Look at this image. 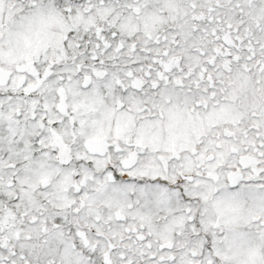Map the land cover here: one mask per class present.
<instances>
[{
  "label": "snow or ice",
  "instance_id": "snow-or-ice-1",
  "mask_svg": "<svg viewBox=\"0 0 264 264\" xmlns=\"http://www.w3.org/2000/svg\"><path fill=\"white\" fill-rule=\"evenodd\" d=\"M0 264H264V0H0Z\"/></svg>",
  "mask_w": 264,
  "mask_h": 264
}]
</instances>
